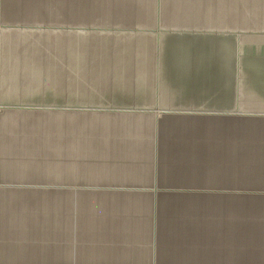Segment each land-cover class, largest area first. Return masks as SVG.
Here are the masks:
<instances>
[{
	"label": "crops",
	"instance_id": "1",
	"mask_svg": "<svg viewBox=\"0 0 264 264\" xmlns=\"http://www.w3.org/2000/svg\"><path fill=\"white\" fill-rule=\"evenodd\" d=\"M0 264H264V0H0Z\"/></svg>",
	"mask_w": 264,
	"mask_h": 264
},
{
	"label": "rangeland",
	"instance_id": "2",
	"mask_svg": "<svg viewBox=\"0 0 264 264\" xmlns=\"http://www.w3.org/2000/svg\"><path fill=\"white\" fill-rule=\"evenodd\" d=\"M204 179H207L205 175H204Z\"/></svg>",
	"mask_w": 264,
	"mask_h": 264
}]
</instances>
